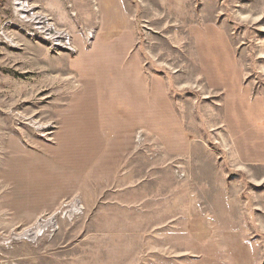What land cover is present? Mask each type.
<instances>
[{
  "label": "rangeland",
  "instance_id": "rangeland-1",
  "mask_svg": "<svg viewBox=\"0 0 264 264\" xmlns=\"http://www.w3.org/2000/svg\"><path fill=\"white\" fill-rule=\"evenodd\" d=\"M27 1L0 0V264H264V0Z\"/></svg>",
  "mask_w": 264,
  "mask_h": 264
},
{
  "label": "bare ground",
  "instance_id": "bare-ground-1",
  "mask_svg": "<svg viewBox=\"0 0 264 264\" xmlns=\"http://www.w3.org/2000/svg\"><path fill=\"white\" fill-rule=\"evenodd\" d=\"M14 4L17 5V8L16 10L19 12V14L21 15H33L34 13L32 12V10L26 6V1L24 0H14ZM35 18V17H33ZM34 20V19H32ZM37 22H40L38 19H37ZM38 24H43L42 22L41 23H38ZM36 29V31H34L35 33L39 34V35H42L43 34H46L48 35L47 37H44L49 43H52L54 45H62V42L63 40L65 39V36L67 34H63V32H61L60 30H54V31H50V29H46V27L44 26H35L34 27ZM70 44V42H69ZM63 46V45H62ZM75 205H73L74 207ZM71 207V208H73ZM79 205L76 203V206L72 209V210H68L65 214L66 216L68 215H72L73 213L75 212H78L79 211ZM47 223V221H46ZM46 223H40L38 224L37 227H35V229H27L25 232H23V234L21 236V238H25V239H29V236L31 237H35V236H39L41 233H43L45 230H46ZM48 223L50 224V227H51V230H56L57 229V225H56V222L55 220L53 219H49Z\"/></svg>",
  "mask_w": 264,
  "mask_h": 264
},
{
  "label": "built area",
  "instance_id": "built-area-1",
  "mask_svg": "<svg viewBox=\"0 0 264 264\" xmlns=\"http://www.w3.org/2000/svg\"><path fill=\"white\" fill-rule=\"evenodd\" d=\"M24 1H26V3H27V5H28V7L30 8L31 6L28 4V1L27 0H24ZM13 5H15L14 4V0H13ZM16 8H17V5H15V8H14V10L16 11V14L19 16V18L21 19V20H23L22 18H21V15L19 14V12L16 10ZM32 12H33V10H32ZM34 13V12H33ZM38 15V14H37ZM42 18V17H41ZM47 23V22H46ZM6 25H7V21L6 22H3L2 24H0V39L2 38V37H4L5 36V33H6ZM53 27V26H52ZM54 28V27H53ZM55 30H58V29H56V28H54ZM61 32H63V30H60ZM35 34V33H34ZM63 34H66L65 32H63ZM43 36L44 37H47L48 35H46V34H43ZM67 36V35H66ZM66 36H65V39L63 40V42H62V45L63 46H66L67 44H69V41L66 39ZM66 41V42H65ZM50 42V41H49ZM65 42V43H64ZM64 43V44H63ZM50 45L51 46H53L54 48H56V47H58V46H62V45H54V44H52V43H50ZM70 45V44H69Z\"/></svg>",
  "mask_w": 264,
  "mask_h": 264
}]
</instances>
